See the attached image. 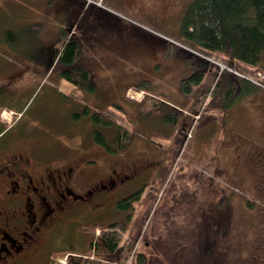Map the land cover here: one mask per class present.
Here are the masks:
<instances>
[{
  "label": "rangeland",
  "instance_id": "374dc122",
  "mask_svg": "<svg viewBox=\"0 0 264 264\" xmlns=\"http://www.w3.org/2000/svg\"><path fill=\"white\" fill-rule=\"evenodd\" d=\"M99 1L117 18L186 46L179 37V27L191 0ZM3 4L4 0H0V6ZM24 23L25 20L21 28ZM21 28L15 16H6L4 6L0 7V104H6V109L20 110L24 124L41 123L47 130L52 128L57 139L54 150L59 158L66 153L84 152L85 166L108 165L114 156L93 139V131H102L110 139L115 124L125 126L131 130L132 137L120 156L136 163L127 176L107 183L94 195L76 198L75 206H67L64 199L55 203L56 220L48 229L45 244L48 251L52 247L59 250L55 248V253L50 254L49 263L62 264L60 261L70 251L69 258L75 260L78 257L74 255L93 252L101 256L104 247L98 252L97 237L80 231V224H108L124 219L128 228L136 230L138 235L134 236V249L118 255L117 264H135L140 253L144 255V264L148 260L160 264L161 259L153 255L156 243L151 251L153 244H146L149 241L146 234L152 230V212L168 209L173 211L171 215L185 216L181 228L185 256L180 262L175 260L176 264H264V162H247L238 130L229 139L219 132L221 116L214 101L216 92L209 95V104L199 106L195 83L192 92L182 94L188 96L189 108L197 105V111L205 108L201 114L185 111L189 110L185 103L177 101L181 84L178 70L166 66L163 60L146 62L150 52L159 56L162 47L158 41H148L145 45L136 42L138 56L128 59L114 58L111 54L107 57L109 49H117L119 40L108 43L102 39H86L75 51L72 63L66 64L60 59V52L63 44L73 37L61 42L60 37L50 36L43 43L52 49L59 48L57 59L49 66L46 63L40 66L25 53L24 39L19 34ZM172 47L176 48L175 53L181 50L177 45ZM84 56L101 58L103 66L82 67ZM203 64L215 72L210 57L203 56ZM77 65L87 70L88 77L84 78ZM163 113L177 116L171 115L168 119ZM260 136L264 140V134ZM135 192H139L140 198L133 202L134 208H129V219L117 202ZM97 199L102 203H97ZM148 212L151 213L148 215ZM178 231L175 234L171 231L166 237L165 229L156 230L160 241L169 243L167 248H172L174 240L179 238ZM80 245L84 248H79Z\"/></svg>",
  "mask_w": 264,
  "mask_h": 264
},
{
  "label": "crops",
  "instance_id": "0c3cea01",
  "mask_svg": "<svg viewBox=\"0 0 264 264\" xmlns=\"http://www.w3.org/2000/svg\"><path fill=\"white\" fill-rule=\"evenodd\" d=\"M98 1L99 0H4L2 6H4L6 16H15L16 21L20 24V28L23 20H25V23L19 32L24 39L22 47H25L24 51H26L25 53L29 56V60L40 66H43L44 63L49 66L57 59L59 48L52 49L43 43V41L46 40V37L50 36L60 37L61 42L66 37H73V40L76 41L75 43L77 45L76 50L80 43L83 44L86 39H102L108 43H117L119 40V46L117 49H109L107 51V57L109 58V55L111 54L114 58H136L139 52L137 43L145 45L146 42L153 40L150 38V40H148L144 36L143 38L140 37L139 41V36L137 35L136 30H132L131 27L134 26V28L141 29L143 32L146 31L140 28L138 24L126 22L125 20L117 18L120 24L119 26H116L113 21H108L102 16V14L99 16L96 13V10L104 11V13L112 16H114L115 13L106 10L102 5L98 4ZM2 6L0 7L2 8ZM85 8H88L87 12L81 15ZM133 37H135L136 40H134ZM83 40L85 41L82 42ZM64 45L65 43L62 48ZM172 45L175 44L168 40H162L159 45V47H162L159 49V56L157 57L156 52H150V55L146 58V62L152 63L156 59L159 61H165L166 66L178 70L180 73V82L182 79L187 78L194 73H198V75H200V79L197 82V90H199L200 99L198 105H201L203 99H205L207 95L209 96L216 92L214 101L216 102V108L221 116L219 132L229 139L232 137L233 131L235 129L238 130L241 133L243 140L242 147L245 146L246 149L247 162L249 163L253 160L255 163L262 164L264 162V140L260 135L264 134V88L257 86L252 88L254 84L251 82V85L246 88L245 83L247 81L245 78L225 75V71L219 73L214 64L216 70L215 72L211 71L214 76L210 81V92L207 91L204 93V89L207 87L206 83H208L209 86V79L206 80L205 77L209 70L204 67L203 59L183 49H181L182 51L180 50L183 54L180 51L175 53L173 49L176 48L172 47ZM50 50L55 52L50 54ZM164 57L166 58L163 59ZM81 66L84 68H100L103 66L102 59H95V57L88 58L87 56H84ZM76 67L80 68L78 65ZM121 68H124L123 65H121ZM258 69L264 72V50L260 54L257 64L254 66V70ZM83 70L87 72V70ZM228 85L231 86V90L238 91V93H236L232 99L226 101L225 94L228 91ZM195 86L196 84L193 88ZM193 88H191V92L193 91ZM178 90L177 101L179 103H185V108H188L189 110H195L198 108V105L189 108L190 106L186 104L188 102V96L186 97L182 94L184 92L180 89L179 85ZM125 96H127L126 92ZM220 96H222V98H220ZM209 103L210 96L207 104ZM173 114L174 113H163V115H165L164 118H166L167 115ZM172 212V210L168 209L159 210L157 213L153 211V223L150 226L152 230L148 231L146 234L147 238L149 237V241L146 242V244H153L151 251L153 250L154 243H156L153 255L161 259L160 264H176L175 260L180 262V259L183 260L185 256V251L183 246H181V241H183L181 238V228L183 226L182 222H185V216L181 214L171 215L173 214ZM147 214L149 215L150 212ZM138 225L139 224H137V226ZM157 229H165L166 237L172 234V232L175 234L177 229H179V238L174 240L175 242L172 248H167L169 243L164 239L162 242L160 241V235L156 232ZM103 249L105 250L101 253L99 258L102 257L101 259L104 260L92 262L88 259V261L83 260L82 264H117L118 260H116V257L110 256L108 254V249L105 246ZM146 252L149 253L148 250ZM172 260H174V262H172ZM145 264H152V262L148 260Z\"/></svg>",
  "mask_w": 264,
  "mask_h": 264
},
{
  "label": "flooded vegetation",
  "instance_id": "af4514ba",
  "mask_svg": "<svg viewBox=\"0 0 264 264\" xmlns=\"http://www.w3.org/2000/svg\"><path fill=\"white\" fill-rule=\"evenodd\" d=\"M96 13L119 26L117 17L101 10ZM131 28L136 30L139 38L145 36L159 43L162 41L134 26ZM1 82L5 84V80ZM206 84L204 93L210 89ZM20 118V110L6 109V104H0V264H51L48 261L50 254L55 253V248L59 249L52 247L48 251L45 243L48 229L55 224V203L64 199L67 206H75L76 198L94 195L107 183L127 176L136 163L128 162L133 159L123 158L121 152L112 153L114 156L108 165H83L87 161L84 152L66 153L65 157L59 158L54 150L57 139L52 128L47 130L41 123L27 125ZM95 201L102 203L101 199ZM89 225L80 224V231L95 235L96 250L101 252L102 246L106 245L102 243L99 231L87 230ZM83 245L78 247L84 248ZM121 253L122 249L117 248L108 251L113 257ZM70 255L68 252L65 255V264H82L86 260L81 255H74L78 257L76 260L70 259Z\"/></svg>",
  "mask_w": 264,
  "mask_h": 264
},
{
  "label": "trees",
  "instance_id": "16d2710c",
  "mask_svg": "<svg viewBox=\"0 0 264 264\" xmlns=\"http://www.w3.org/2000/svg\"><path fill=\"white\" fill-rule=\"evenodd\" d=\"M179 29V37L185 41L187 46L206 57L219 60L226 65H233L244 73L252 74L264 50V0H191L183 13ZM75 50L76 43L67 42L60 59L66 64H71ZM77 69L82 72L84 78L88 77L86 71ZM224 74L236 77L229 72ZM213 76L214 74L210 72L205 75L209 79ZM199 79L200 75L196 74L181 81L180 89L184 93H190L192 85ZM246 81L247 88L252 81L249 79ZM254 87L255 85L252 86ZM230 88L231 86L228 85V91L225 94L226 101L238 93ZM93 135V139L100 143L108 153H119L129 145L132 132L125 126L116 125L114 135L110 139H107L106 135L99 130H94ZM139 198V192L131 193L119 198L117 205L126 216H129V208H132L133 202ZM96 229H99L102 243L110 251L115 248L122 249V251L127 250L135 236V230H130L131 228H128L124 219L114 220L108 224L95 222L87 228L91 232H95ZM134 262L142 264L144 255L138 254Z\"/></svg>",
  "mask_w": 264,
  "mask_h": 264
},
{
  "label": "built area",
  "instance_id": "2783aa9c",
  "mask_svg": "<svg viewBox=\"0 0 264 264\" xmlns=\"http://www.w3.org/2000/svg\"><path fill=\"white\" fill-rule=\"evenodd\" d=\"M257 76H258V77H262V74H261L260 72H258V73H257ZM250 79H251L252 81H254L255 83H258V84H261V85H263V86H264V84H263V83H261V82H259V81L255 80V79L253 80L252 78H250Z\"/></svg>",
  "mask_w": 264,
  "mask_h": 264
}]
</instances>
